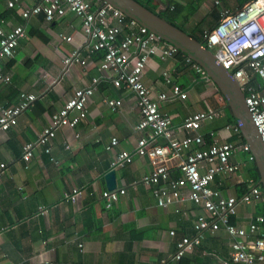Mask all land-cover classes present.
<instances>
[{"label": "crops", "instance_id": "0c3cea01", "mask_svg": "<svg viewBox=\"0 0 264 264\" xmlns=\"http://www.w3.org/2000/svg\"><path fill=\"white\" fill-rule=\"evenodd\" d=\"M138 1L196 41L219 19V9L210 0ZM249 1L221 0V7L235 11ZM38 2L0 0L2 25L7 29L21 26L25 33L14 56L0 61V74L10 79L7 83L0 81V106L17 105L20 93L37 98L20 114L16 127L0 131V163L5 164L0 180V264H157L162 259H166L165 264H230V237L223 229L203 231L198 247L179 261L172 259L181 239L195 236L193 225L201 209L186 199L165 208L157 205L140 181L151 171V165L135 150L137 142L150 134L136 129L140 114L135 97L128 90L112 86L111 72L99 70L98 54L90 51L81 22L72 13L50 23L42 15L22 18L21 10ZM74 52L87 60L86 66L64 65L63 59ZM189 65L182 54L166 60L154 56L142 78L155 94L170 95L166 78L187 94L185 100L169 99L159 104L161 112L170 116L175 135L183 137L180 127L185 117L211 107L219 111V116L201 125L199 133L205 143L212 138L237 146L245 143L240 130L239 134L233 130L237 125L224 97L217 94L216 85L206 73L203 77ZM94 78L96 83L92 82ZM89 86L95 90L86 105L87 122L57 133L50 154L55 162L37 146L30 162H23L22 148L38 139L75 89ZM106 99L120 100L122 105L113 112L104 103ZM89 121L94 122L93 128L88 127ZM112 137L119 145L108 151L106 146ZM64 139L69 148L62 144ZM157 144L164 141L158 139ZM119 150L132 153L133 162L112 169L110 163ZM246 158L247 154L237 147L230 161L244 162ZM168 165L170 177H179L177 160ZM253 165L249 163L246 170L229 176H216L211 187L224 197L240 198L258 185L252 179ZM111 171L114 190L123 189L125 193L108 208L100 193L109 191L105 177ZM73 189L80 191L75 202L65 199ZM258 215H264V198L238 205L231 222L247 228Z\"/></svg>", "mask_w": 264, "mask_h": 264}, {"label": "built area", "instance_id": "2783aa9c", "mask_svg": "<svg viewBox=\"0 0 264 264\" xmlns=\"http://www.w3.org/2000/svg\"><path fill=\"white\" fill-rule=\"evenodd\" d=\"M210 1L219 9V19L202 35L206 49L237 81L244 94L247 111L264 144V0H250L235 11L222 8L221 0ZM67 12L80 20L82 31L89 40L90 51L103 52L99 70L111 72L112 86L128 90L135 97L140 114L136 129L141 132L147 130L150 134L149 138L143 137L137 142L135 150L137 156L146 157L151 165V171L142 177L141 184L151 191L159 207L165 208L186 199L202 211L193 225L195 236L182 238L172 259L179 261L198 247L203 231L214 233L223 229L230 237L228 263L264 264V215L254 217L247 228L231 222V218L237 215L238 205H250L263 198L260 187L253 186L240 198L224 197L211 187L216 176H229L246 170L249 163L254 164L249 146L246 143L238 146L228 142L219 143L213 138L209 144L205 143L199 133L201 125L219 116V111L211 107L185 117L180 127L184 135L178 138L171 129L170 116L161 112L159 104L169 99L185 100L187 94L168 78L166 82L171 85L170 95L155 94L143 82L145 68L152 57L166 60L179 54L178 49L128 19L103 0H94V3L89 0H39L35 6L23 8L21 16L29 19L42 15L50 23ZM24 36L21 26L7 29L0 21V61L14 56L19 39ZM61 38L71 40L63 36ZM131 49H135L136 53ZM63 63L65 66H86L87 60L81 59L74 52L64 58ZM191 66L194 72L206 76L196 63ZM9 80V77L0 74V81L7 83ZM92 82L96 83V78ZM94 90L91 86L75 89L63 106L51 116L49 125L43 129L38 139L22 148L21 160L29 163L33 157V149L37 146L42 147L49 160L55 162L50 155L52 141L59 131L73 130L82 122H87L86 105ZM36 101L35 95L20 93L17 105L0 106V131L16 127L20 114ZM104 103L113 112L122 105L117 99H106ZM94 126L93 121L88 122L89 128ZM233 130L239 134L237 127ZM212 136L210 133V137ZM158 139L163 140L164 144H157ZM62 144L69 148L65 139ZM118 145L117 138L112 137L106 150L113 151ZM237 147L247 154V161H230ZM171 160H177L179 177H170L168 163ZM132 162V153L119 150L114 154L110 166L112 169H120ZM4 168L5 164L0 163V180ZM124 193L123 189L106 190L100 193V198L105 200L106 207L109 208ZM79 195L80 191L73 189L70 194L65 195V199L75 202ZM165 262L166 259H162L157 264Z\"/></svg>", "mask_w": 264, "mask_h": 264}, {"label": "water", "instance_id": "95a60500", "mask_svg": "<svg viewBox=\"0 0 264 264\" xmlns=\"http://www.w3.org/2000/svg\"><path fill=\"white\" fill-rule=\"evenodd\" d=\"M121 11L128 19L145 27L149 32L158 36L164 42L176 47L190 61L200 66L216 85L224 97L235 124L249 146L254 157V166L259 175L264 198V144L247 111L244 94L231 74L216 62L213 54L200 42L194 40L179 28L171 25L158 14L151 12L135 0H103ZM107 188L115 189L114 172L105 177Z\"/></svg>", "mask_w": 264, "mask_h": 264}, {"label": "trees", "instance_id": "16d2710c", "mask_svg": "<svg viewBox=\"0 0 264 264\" xmlns=\"http://www.w3.org/2000/svg\"><path fill=\"white\" fill-rule=\"evenodd\" d=\"M135 1H137L138 3H140L141 5H143V6H144L145 8H147L148 10H150L149 7H147L146 5H144L142 2H140V1H138V0H135ZM197 5H198V4H197ZM197 5L194 6V7L192 8V12L196 11V9H197ZM160 17H162V16H160ZM164 20H165V19H164ZM166 21H167V20H166ZM167 22L170 23L171 25L175 26L172 22H170V21H167ZM175 27H177V26H175ZM180 30H181V29H180ZM198 42H200V43L206 48V43L203 41V39L199 40ZM96 53L98 54V57H99V59L101 60L102 57H103V52H102V51H96ZM179 54H181V53L179 52ZM182 55H183V54H182ZM183 56H184V55H183ZM185 59L187 60L188 58L185 57ZM188 63H190V65L195 64L193 61H190V60H188ZM190 65H189V66H190ZM217 94L222 96V94H221L220 92H218ZM253 169H254V172H253V175H252V179H253L254 182H256V181H258V179H259V175H258V173H257L256 168H255L254 165H253ZM245 190H246V188H245Z\"/></svg>", "mask_w": 264, "mask_h": 264}, {"label": "clouds", "instance_id": "9594fccd", "mask_svg": "<svg viewBox=\"0 0 264 264\" xmlns=\"http://www.w3.org/2000/svg\"><path fill=\"white\" fill-rule=\"evenodd\" d=\"M203 39V38H202ZM204 41V40H203ZM205 42V41H204ZM208 50V49H207ZM214 56V55H213ZM189 60V59H188ZM229 72V71H228ZM230 73V72H229ZM231 74V73H230ZM231 76H232V74H231ZM233 77V76H232ZM234 78V77H233ZM235 80V79H234ZM236 81V80H235ZM237 82V81H236ZM238 84V83H237Z\"/></svg>", "mask_w": 264, "mask_h": 264}, {"label": "rangeland", "instance_id": "374dc122", "mask_svg": "<svg viewBox=\"0 0 264 264\" xmlns=\"http://www.w3.org/2000/svg\"><path fill=\"white\" fill-rule=\"evenodd\" d=\"M246 157V156H245Z\"/></svg>", "mask_w": 264, "mask_h": 264}]
</instances>
